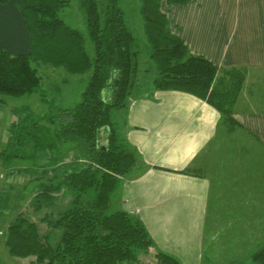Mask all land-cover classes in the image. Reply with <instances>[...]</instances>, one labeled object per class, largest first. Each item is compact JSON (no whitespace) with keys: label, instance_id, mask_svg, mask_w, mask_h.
<instances>
[{"label":"trees","instance_id":"obj_1","mask_svg":"<svg viewBox=\"0 0 264 264\" xmlns=\"http://www.w3.org/2000/svg\"><path fill=\"white\" fill-rule=\"evenodd\" d=\"M10 1L0 0V4ZM164 1L186 6L193 0H139L152 49L150 60L156 69L151 92L178 91L196 96L224 119L233 120L246 80L245 70L218 68L207 58L193 54L185 41L171 31L169 19L161 10ZM79 2L94 57L87 51L84 34L59 16L68 0H17L30 33L31 51L13 55L0 50V108L7 98L32 95H39L41 103H47L39 75L41 66L63 68L72 75L89 74L87 89L72 108H63L51 100L49 110L42 115L29 107L12 110L19 121L10 128L7 147L0 146L2 166L29 160L34 162V168H27V173L44 176L60 166L64 170L60 178L39 183L34 206L37 211L56 208L58 198L65 193L71 194L72 200L70 207L55 218L50 213L45 230L49 227L51 231L45 235L38 223L44 218L31 221L20 213L8 225L5 246L12 258L34 257L36 264H138L155 248L146 225L139 216L109 210L120 179L130 177L142 164L140 153L122 137L118 126L125 127L124 118L118 116L141 91L140 52L120 0ZM65 146L80 151L82 162L64 164ZM212 152L213 144L205 157ZM154 256L160 264H181L164 252ZM250 263L264 264V246L253 252ZM204 264L213 263L207 257Z\"/></svg>","mask_w":264,"mask_h":264},{"label":"crops","instance_id":"obj_2","mask_svg":"<svg viewBox=\"0 0 264 264\" xmlns=\"http://www.w3.org/2000/svg\"><path fill=\"white\" fill-rule=\"evenodd\" d=\"M165 11L193 54L218 68L244 69L245 84L233 120L183 92L154 91L131 99L118 117L124 118V138L142 164L120 179L110 208L142 219L155 243L153 254L167 253L181 264L247 258L264 246V0H193ZM0 50L31 51L17 0L0 4ZM212 144L208 176L209 163L202 157ZM225 165L232 174L219 171ZM1 167L0 178L9 180ZM229 215L247 217L249 234L236 235L241 244L222 237L213 247L215 218Z\"/></svg>","mask_w":264,"mask_h":264},{"label":"rangeland","instance_id":"obj_3","mask_svg":"<svg viewBox=\"0 0 264 264\" xmlns=\"http://www.w3.org/2000/svg\"><path fill=\"white\" fill-rule=\"evenodd\" d=\"M68 2V6L64 11L59 13V16L68 25L84 34L87 40V51L91 57H94V45L89 38L85 13L80 6V2L79 0H68ZM120 6L125 13V20L129 28L137 39V46L140 52V72L138 83L141 91L136 96H143L149 94L153 89V80L156 77V69L150 60L152 49L144 31L143 18L139 12L140 2L139 0H120ZM171 6L176 5L168 4L165 1L161 4V10L164 14H166L169 22L170 18L165 9ZM170 29L174 33L171 22ZM39 75L43 79V86L47 92L48 99L46 104L41 103L39 95H32L21 99L7 98L5 106L0 108V146L2 149L8 145V141L11 137V126L13 123L17 124L19 121L18 118L12 113V110L29 107L36 114L42 115L44 112L49 110L52 104L51 100L54 101V104L63 108H72L81 101L82 95L87 89L89 83V74L72 75L67 73L63 68H53L51 66H41L39 68ZM123 114L124 111L121 115ZM118 126L120 127L119 133H121V135H123L122 137L124 138L126 134V128L122 124ZM31 145L32 144H30V146ZM30 146L23 148V150L27 151ZM63 150L65 153V158L63 161L64 164L71 165L77 164L78 161L82 162V153L80 151L76 152L73 146H65L63 147ZM29 152H31V150ZM202 159H205V163H209L207 164L210 170L209 174L212 173L211 168L213 167L214 152L210 154V157H205L204 154ZM1 165L2 163L0 161V167ZM1 168L0 171L2 170ZM5 168L6 172L11 175V178L7 181L0 178V264H36L34 257L26 259L12 258L5 246V243L3 242V238L6 237L8 225L20 213H23L31 221H39L40 219L44 218L43 221L45 223H43V221L42 223L38 222L40 224L39 227L41 229V234L45 235L50 233L51 230H49V227L48 230H45V228H47L46 222H48L50 213L53 212V216L55 218L58 213L67 210L70 207V202L72 200L71 194L65 193L60 198H58L56 208L48 207V209L44 208L43 210L39 211H37L34 206V197L37 192L36 189L42 180L44 182H48L52 177L53 179L54 177L58 179L62 176L64 170L60 166H57L54 168L53 173H48V175L45 176L44 174L37 175L35 172L34 174L25 173L29 168H34V162L29 160H16L12 166ZM31 171L33 172V170ZM219 171H228L232 174L234 170L231 169L230 166L225 165L219 167ZM229 177L230 176H227V178ZM109 213H112V208H110ZM246 218L247 217H240L237 215L216 217L214 221V227L212 228V233L218 239L213 242V247L217 240L219 241L222 237L228 242L232 241L235 243L239 241V239L235 241V239L238 238L236 235L243 237L244 235H247V233L249 234L248 229H246L244 226ZM52 242L55 244L54 240ZM239 243L241 244L242 240H240ZM255 251H257V249H255L253 252ZM253 252L247 258H232L226 264H251L250 256L253 254ZM138 264L160 263L157 261L154 254H148L142 256Z\"/></svg>","mask_w":264,"mask_h":264}]
</instances>
